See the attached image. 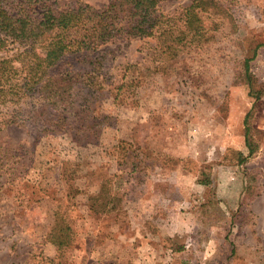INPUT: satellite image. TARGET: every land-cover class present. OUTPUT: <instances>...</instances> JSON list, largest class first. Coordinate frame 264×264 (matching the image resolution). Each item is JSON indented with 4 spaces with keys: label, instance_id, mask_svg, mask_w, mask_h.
<instances>
[{
    "label": "rangeland",
    "instance_id": "374dc122",
    "mask_svg": "<svg viewBox=\"0 0 264 264\" xmlns=\"http://www.w3.org/2000/svg\"><path fill=\"white\" fill-rule=\"evenodd\" d=\"M192 1L159 4L171 37L67 55L64 78H74L64 104L48 101L47 124L36 94L18 103L0 94V264H94L78 260L76 242L45 246L54 214L64 231L88 196L108 204L88 236L99 234L100 247L111 228L130 264H264V0H201L199 20L186 26ZM138 69L140 85L123 86Z\"/></svg>",
    "mask_w": 264,
    "mask_h": 264
},
{
    "label": "trees",
    "instance_id": "16d2710c",
    "mask_svg": "<svg viewBox=\"0 0 264 264\" xmlns=\"http://www.w3.org/2000/svg\"><path fill=\"white\" fill-rule=\"evenodd\" d=\"M162 1L164 0H110L101 9L75 4L60 12H55L48 6L49 0H15L12 6L0 7V94H10L12 98L7 101L15 103L26 101L36 94L37 102L42 103L34 111L38 119L44 115L42 125L45 120L47 124L45 111L50 105L48 101L57 99L64 104V93L66 88H71L74 78H64L62 66L67 55L95 51L114 40L152 38L157 43L164 36H173L175 29L165 28L166 21L170 18L159 11ZM200 1L193 0L184 9L186 26L193 20H199L197 8L201 5ZM201 31V27L194 30L195 33ZM172 40L179 38L173 37ZM15 45L17 47L14 49L9 48ZM39 45L45 49L42 58L31 55L32 48ZM143 70L138 69L139 72L128 74V80L123 86H133L134 83L139 86ZM245 71L246 76H249L247 61ZM253 95L256 100L259 99L258 92ZM248 116L249 113L246 114L245 121ZM61 120L65 121L66 118ZM45 131L53 132V128L50 131L45 127ZM244 137L249 147L247 130ZM71 139L74 140L75 136L72 135ZM249 153H252L251 148ZM98 198L102 202L97 205L93 200ZM87 200L84 204L87 209L83 214L86 219L98 221L107 213L105 197L88 196ZM110 206L111 209L114 208L112 203ZM54 215L56 227L49 233L50 241L58 248H72L77 238L74 225L78 223L82 213L75 219L76 223L70 227L68 224L64 231L57 228L60 215Z\"/></svg>",
    "mask_w": 264,
    "mask_h": 264
},
{
    "label": "crops",
    "instance_id": "0c3cea01",
    "mask_svg": "<svg viewBox=\"0 0 264 264\" xmlns=\"http://www.w3.org/2000/svg\"><path fill=\"white\" fill-rule=\"evenodd\" d=\"M79 196H81L80 200L85 197L84 195H78L77 196V201H79L78 200ZM87 201L88 200L86 199V200H83L82 202H79V203L76 202L77 208L80 209L79 212L82 213V217L79 219L78 223L74 225L76 230H77V227H80L79 230H77V238H76L77 245L75 247H73V251L81 253V254L77 255L78 260L82 259L81 257H86L87 259L92 258L89 261H92L94 264H130L129 258L122 257V256H120L119 252H117V250H116V240L118 238L115 237L114 235H113V237H111V233H110L111 232V228L108 230V236L107 237L104 236L105 238L110 239V240H108L105 245L101 241L100 247L98 246V242H99V239H100L99 238L100 237L99 234H95L93 232V237L92 238H90L88 236V232H89L90 229L88 228L87 225H88V223H90L92 221L86 219V216L83 215V214H85V209H87L86 206L84 207V204ZM113 211H119V210H117L116 207H115L111 212H113ZM120 212H122V211H120ZM125 213H127V212H125ZM139 213H140L139 212V208L138 207L134 208L133 214L135 216H138ZM106 214H108V213H105V215ZM162 214L163 213H161V215ZM105 215H103L101 218H103ZM156 215H160V210H158L156 212ZM152 219L154 220L153 217H152ZM151 220H148L147 222L149 223ZM95 222H97V221H94V223ZM149 227L151 228V230H152V228L154 229V227H151V226H149ZM81 228H83V229H81ZM47 239H48V242H46L45 246H47V245L53 246L55 248V251H56L58 246L55 245L54 243H52L49 238H47ZM80 242L83 243V244H80ZM84 243H86L87 245H85ZM117 245H118V242H117ZM77 246H79V247L77 248ZM81 247H87V248L80 249ZM96 253L97 254L101 253L100 256L103 255L104 258H102V259L101 258H93L94 254H96ZM74 258L75 257H73L70 261H73Z\"/></svg>",
    "mask_w": 264,
    "mask_h": 264
}]
</instances>
